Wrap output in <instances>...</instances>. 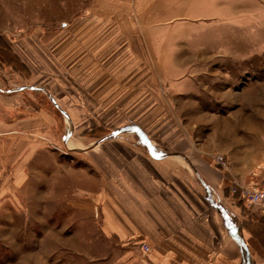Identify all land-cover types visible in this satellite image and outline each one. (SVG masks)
Wrapping results in <instances>:
<instances>
[{"label": "rangeland", "instance_id": "rangeland-1", "mask_svg": "<svg viewBox=\"0 0 264 264\" xmlns=\"http://www.w3.org/2000/svg\"><path fill=\"white\" fill-rule=\"evenodd\" d=\"M0 90V264L107 255L102 151L76 148L226 170L242 213L264 180V0H0Z\"/></svg>", "mask_w": 264, "mask_h": 264}, {"label": "crops", "instance_id": "crops-1", "mask_svg": "<svg viewBox=\"0 0 264 264\" xmlns=\"http://www.w3.org/2000/svg\"><path fill=\"white\" fill-rule=\"evenodd\" d=\"M10 98L5 103L12 112ZM70 117L65 115L72 124ZM73 134L69 125L67 144ZM102 145L73 149L102 151L101 164L93 158L91 165L101 178L107 255L93 264H264V214L256 207L242 213L225 195L226 170L211 166L205 171L190 159L175 163L173 156L158 157L126 143Z\"/></svg>", "mask_w": 264, "mask_h": 264}, {"label": "built area", "instance_id": "built-area-1", "mask_svg": "<svg viewBox=\"0 0 264 264\" xmlns=\"http://www.w3.org/2000/svg\"><path fill=\"white\" fill-rule=\"evenodd\" d=\"M216 161L220 163L221 165L225 166L224 165L225 161L223 157H217ZM230 191L231 193H233V195L237 194V190L232 186L230 187ZM238 195H239V200L245 206L249 208H252V207L259 208L260 211L264 214V180L260 184L242 188L239 191ZM144 252L149 253L150 247L145 246ZM179 264H183V263H179Z\"/></svg>", "mask_w": 264, "mask_h": 264}]
</instances>
